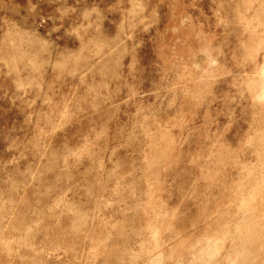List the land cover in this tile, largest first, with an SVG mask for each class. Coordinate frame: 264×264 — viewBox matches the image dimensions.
<instances>
[{
  "label": "rangeland",
  "instance_id": "rangeland-1",
  "mask_svg": "<svg viewBox=\"0 0 264 264\" xmlns=\"http://www.w3.org/2000/svg\"><path fill=\"white\" fill-rule=\"evenodd\" d=\"M0 264H264V0H0Z\"/></svg>",
  "mask_w": 264,
  "mask_h": 264
}]
</instances>
